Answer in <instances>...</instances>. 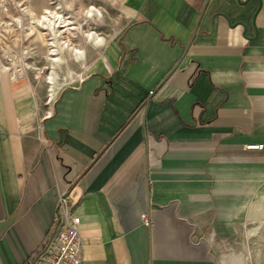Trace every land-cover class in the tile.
Here are the masks:
<instances>
[{"label": "crops", "instance_id": "0c3cea01", "mask_svg": "<svg viewBox=\"0 0 264 264\" xmlns=\"http://www.w3.org/2000/svg\"><path fill=\"white\" fill-rule=\"evenodd\" d=\"M244 1L55 5L70 74L0 71V264L43 247L59 192L82 264H233L222 241L264 220V0Z\"/></svg>", "mask_w": 264, "mask_h": 264}, {"label": "rangeland", "instance_id": "374dc122", "mask_svg": "<svg viewBox=\"0 0 264 264\" xmlns=\"http://www.w3.org/2000/svg\"><path fill=\"white\" fill-rule=\"evenodd\" d=\"M116 1L0 0V71L2 66L11 67L14 63H19L20 68H23L16 74L17 82L22 88L27 86L39 89L41 76H45L39 71L47 73L51 67L45 58L43 36L32 22L39 18L45 9H54L56 4L62 6L64 12L74 14L75 20L82 19L81 12L84 7L95 6L109 21L117 12ZM25 10L30 13H26ZM17 18L21 19L22 25L16 24ZM8 23L13 25H7ZM224 241L219 257H224L228 252L233 258V264H264V220L261 223H248L238 227V233L228 247Z\"/></svg>", "mask_w": 264, "mask_h": 264}, {"label": "built area", "instance_id": "2783aa9c", "mask_svg": "<svg viewBox=\"0 0 264 264\" xmlns=\"http://www.w3.org/2000/svg\"><path fill=\"white\" fill-rule=\"evenodd\" d=\"M255 147L259 150L263 145ZM73 207L69 194L59 192L47 240L26 264H82L84 244L79 231L81 219L74 214ZM144 222L147 226L150 224L148 219Z\"/></svg>", "mask_w": 264, "mask_h": 264}, {"label": "bare ground", "instance_id": "6f19581e", "mask_svg": "<svg viewBox=\"0 0 264 264\" xmlns=\"http://www.w3.org/2000/svg\"><path fill=\"white\" fill-rule=\"evenodd\" d=\"M56 8V7H55ZM55 8H47L44 10L43 14L39 16L36 20L32 22V24H35V27L39 34L43 36V43L46 49V60L50 64V71H48L45 75V79L48 83L53 84L56 82L57 77H59V71L58 69L61 66H66V71L68 74H70L71 70L68 66V64L61 62L59 59H52L50 57L52 53L56 52V46L59 44V36H60V30L58 31V28L62 26L64 30L70 29L71 21L66 20V18L61 14L55 11ZM26 13H30L29 11L25 10ZM93 12L99 13L98 9L95 6H91V11L88 13L89 16H93ZM101 12V11H100ZM16 24L17 25H22L21 24V19L17 18L16 19ZM7 25L12 26L13 24L8 23ZM16 25V26H17ZM62 32V31H61ZM90 35V38H95L97 39L98 36L95 33L88 34ZM64 43V42H61ZM68 44L66 43L67 46ZM50 55V56H49ZM21 64L19 63H14L13 66L7 67V66H2L1 72L3 73H8L11 75L12 78L16 77V74L21 71ZM23 66V65H22ZM44 71H41L43 73ZM250 148H257L255 146H252Z\"/></svg>", "mask_w": 264, "mask_h": 264}, {"label": "water", "instance_id": "95a60500", "mask_svg": "<svg viewBox=\"0 0 264 264\" xmlns=\"http://www.w3.org/2000/svg\"><path fill=\"white\" fill-rule=\"evenodd\" d=\"M239 1H241V0H239ZM249 1H251V0H245V1L243 2V4H247Z\"/></svg>", "mask_w": 264, "mask_h": 264}]
</instances>
